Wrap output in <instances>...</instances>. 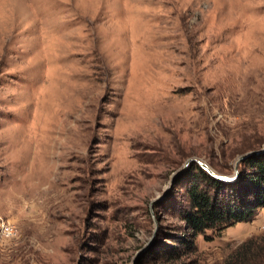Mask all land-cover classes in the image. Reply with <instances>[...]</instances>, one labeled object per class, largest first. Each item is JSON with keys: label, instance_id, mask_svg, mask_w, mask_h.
<instances>
[{"label": "rangeland", "instance_id": "obj_1", "mask_svg": "<svg viewBox=\"0 0 264 264\" xmlns=\"http://www.w3.org/2000/svg\"><path fill=\"white\" fill-rule=\"evenodd\" d=\"M262 146L264 0H0V264L220 263L264 207L175 259L153 200Z\"/></svg>", "mask_w": 264, "mask_h": 264}, {"label": "trees", "instance_id": "obj_2", "mask_svg": "<svg viewBox=\"0 0 264 264\" xmlns=\"http://www.w3.org/2000/svg\"><path fill=\"white\" fill-rule=\"evenodd\" d=\"M238 168L236 179L222 180L194 159L177 174L173 184L186 180L187 204L179 211L182 234L169 238L172 258L195 254V239L206 230L219 234L238 222H250L264 207V151L245 157ZM217 264H264V234L250 236Z\"/></svg>", "mask_w": 264, "mask_h": 264}, {"label": "water", "instance_id": "obj_3", "mask_svg": "<svg viewBox=\"0 0 264 264\" xmlns=\"http://www.w3.org/2000/svg\"><path fill=\"white\" fill-rule=\"evenodd\" d=\"M264 151V146L260 147V148H257V149H250V150H247L241 154H239L236 158V161H235V165H234V168H235V171L233 175H229V174H222V173H219L217 171H215L214 169H212L205 161L203 160H200L198 158H196V160L200 163L201 166H203L207 171H209L211 174H213L214 176L218 177L219 179H222V180H233L236 175H237V164L242 160L244 159L245 157L251 155V154H256V153H259V152H262ZM193 158H188L184 161V163L179 167L177 168L171 175L170 179H169V183L167 185V187L165 188V190L163 191V193L159 196H157L153 202L155 201H159V200H162L166 194L168 193V191L170 190V188L172 187V184L174 182V179L175 177L177 176V174L182 170L184 169L187 164L192 160ZM152 202V203H153Z\"/></svg>", "mask_w": 264, "mask_h": 264}, {"label": "built area", "instance_id": "obj_4", "mask_svg": "<svg viewBox=\"0 0 264 264\" xmlns=\"http://www.w3.org/2000/svg\"><path fill=\"white\" fill-rule=\"evenodd\" d=\"M6 231H8L10 228L8 227V226H5V228H4ZM6 233H8V232H6Z\"/></svg>", "mask_w": 264, "mask_h": 264}]
</instances>
